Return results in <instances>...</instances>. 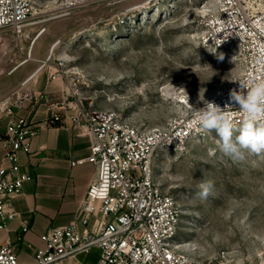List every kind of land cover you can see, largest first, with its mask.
<instances>
[{"label":"rangeland","instance_id":"rangeland-1","mask_svg":"<svg viewBox=\"0 0 264 264\" xmlns=\"http://www.w3.org/2000/svg\"><path fill=\"white\" fill-rule=\"evenodd\" d=\"M29 1L20 32L0 31V111L18 92L30 93L34 75L27 76L42 67L84 104L157 127L183 112L181 95L205 97L241 71L234 49L213 53L200 41L212 0ZM218 141L202 129L184 148L154 159L180 211L176 243L200 262L264 264V152L233 160ZM205 180L214 191L201 200Z\"/></svg>","mask_w":264,"mask_h":264},{"label":"built area","instance_id":"built-area-1","mask_svg":"<svg viewBox=\"0 0 264 264\" xmlns=\"http://www.w3.org/2000/svg\"><path fill=\"white\" fill-rule=\"evenodd\" d=\"M31 12L29 0H0V31L20 32ZM199 25L204 47L220 52L234 49L241 65L238 75L201 99L222 109L230 104L226 114L239 126L244 117L239 106L230 102L229 94L233 89L240 91V83L264 79V0H212ZM224 33L229 35L226 40ZM213 36L217 39L212 40ZM63 66L62 61L57 64L58 68ZM181 96L183 112L157 127H141L114 110L86 105L74 91L64 92L59 105L50 103V109L63 108L71 125L88 133L89 154L71 164L87 161L95 173L80 203V221L47 228L39 235L41 246L28 243L34 264H60L92 249L99 251L96 264H216L197 261L177 248L180 211L174 198L164 191L153 165L159 152L184 148L202 130L191 125L192 107L199 109L204 103L200 98ZM38 97L46 99L42 94ZM20 103L16 96L1 109L10 118L7 135L0 140L8 162L0 165V229H6L18 216L12 199L31 178L21 170L18 155L30 152L31 138L41 128L26 117H13V107H20ZM52 116L58 119L56 114ZM26 229L24 224L22 231ZM21 240L22 235H17L15 242ZM15 242L9 238L2 241L0 264H22Z\"/></svg>","mask_w":264,"mask_h":264},{"label":"crops","instance_id":"crops-1","mask_svg":"<svg viewBox=\"0 0 264 264\" xmlns=\"http://www.w3.org/2000/svg\"><path fill=\"white\" fill-rule=\"evenodd\" d=\"M41 69L34 74L30 93L18 92L20 107H13L14 118L26 117L34 127L41 125V128L31 138L30 152L18 155L21 170L31 177L12 199V208L18 216L9 221L6 229H0V244L5 238L14 243L17 235H22V240L15 242V252L22 264L35 263L28 243L41 246L39 235L47 228L74 219L80 221L83 216L80 203L95 173L94 166L87 161L71 164L89 154L90 138L84 129L71 125L63 108L50 109V103L59 105L65 86L57 77L41 74ZM39 94L46 99H40ZM9 118L0 111V140L7 135ZM0 165H8L1 146ZM24 224L26 231H22ZM98 257L99 251L92 249L60 264H96Z\"/></svg>","mask_w":264,"mask_h":264},{"label":"clouds","instance_id":"clouds-1","mask_svg":"<svg viewBox=\"0 0 264 264\" xmlns=\"http://www.w3.org/2000/svg\"><path fill=\"white\" fill-rule=\"evenodd\" d=\"M228 36L224 33L223 39L226 40ZM211 39L215 40L217 36ZM217 58L222 61L224 56L221 53ZM240 85V91L233 89L229 94L230 102L239 106L244 117L239 126L226 114L227 109L231 107L230 104L222 109L215 102L200 98L204 107L199 109L192 107L191 125L207 131H215L219 138V150L224 156L233 160H244L246 154L264 152V124H258V121L264 120V79L240 83ZM199 188L200 191L196 195L201 200H205L213 194L214 182L202 181Z\"/></svg>","mask_w":264,"mask_h":264},{"label":"bare ground","instance_id":"bare-ground-1","mask_svg":"<svg viewBox=\"0 0 264 264\" xmlns=\"http://www.w3.org/2000/svg\"><path fill=\"white\" fill-rule=\"evenodd\" d=\"M70 1V0H69ZM78 1V0H77ZM66 2H68V0L66 1ZM65 2V3H66ZM71 3H68L66 6H69ZM73 5V4H72ZM71 5V6H72ZM63 6V5H62ZM203 7H204V9L206 8L205 7V5H203ZM65 8V7H64ZM30 19V18H29ZM29 21V20H28ZM27 21V22H28ZM38 67V66H37ZM39 68V67H38ZM38 68H35L28 76H27V78L29 79L31 76H33L36 72H37V70H38ZM170 96V95H169ZM180 102L182 101L181 99L179 100ZM177 245V248H179V249H181V250H183V251H187V248L185 247L186 245H182V244H176ZM186 249H185V248ZM188 252V251H187Z\"/></svg>","mask_w":264,"mask_h":264}]
</instances>
